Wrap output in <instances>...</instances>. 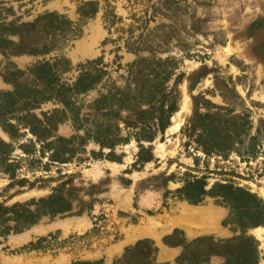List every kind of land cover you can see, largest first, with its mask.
I'll use <instances>...</instances> for the list:
<instances>
[{"label": "rangeland", "instance_id": "1", "mask_svg": "<svg viewBox=\"0 0 264 264\" xmlns=\"http://www.w3.org/2000/svg\"><path fill=\"white\" fill-rule=\"evenodd\" d=\"M0 141V264H264V0H0Z\"/></svg>", "mask_w": 264, "mask_h": 264}, {"label": "trees", "instance_id": "2", "mask_svg": "<svg viewBox=\"0 0 264 264\" xmlns=\"http://www.w3.org/2000/svg\"><path fill=\"white\" fill-rule=\"evenodd\" d=\"M49 71L50 69L44 71V73L48 74ZM86 84L87 83L83 78L80 79L78 84L75 86V91L80 93L81 91L86 90L87 87L89 86ZM38 121L40 124H44L43 121H40V120ZM25 125H27V123ZM11 126L14 128V125H11ZM43 129L47 130L48 128L45 127ZM30 130L32 131V133H35V129L34 130L30 129ZM7 148H9V146L0 141V168L1 169L4 168V171L14 172L13 170L15 169L14 168L15 165L13 163H7V160L9 157V154L6 153ZM194 183L197 185H200V189H198L199 191L197 192L196 195H193V197L187 196V199H189L192 203L197 204L201 202L202 197L206 196L209 193H212L213 189L210 192H207L204 188L205 184H203V182L195 181ZM222 197H223V201L230 203L228 197L224 195ZM18 207L19 205L14 206L12 208L0 206V227H1L0 233L1 234L9 233L11 230H14L15 232H20L23 229L36 223L38 216L40 214V209H38L39 211H37V213H33L30 211L20 210ZM8 214H12V217H9ZM11 218L12 220L15 221V225L13 227L7 225L6 223L8 220H11Z\"/></svg>", "mask_w": 264, "mask_h": 264}, {"label": "bare ground", "instance_id": "3", "mask_svg": "<svg viewBox=\"0 0 264 264\" xmlns=\"http://www.w3.org/2000/svg\"><path fill=\"white\" fill-rule=\"evenodd\" d=\"M256 230L258 231V230H260V228H257Z\"/></svg>", "mask_w": 264, "mask_h": 264}]
</instances>
